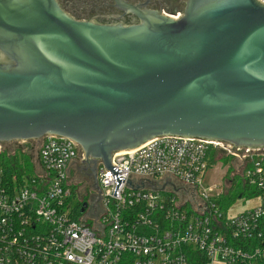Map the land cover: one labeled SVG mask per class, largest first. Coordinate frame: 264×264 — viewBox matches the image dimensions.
I'll return each mask as SVG.
<instances>
[{"label":"water","instance_id":"1","mask_svg":"<svg viewBox=\"0 0 264 264\" xmlns=\"http://www.w3.org/2000/svg\"><path fill=\"white\" fill-rule=\"evenodd\" d=\"M139 22L76 19L59 0H0V145L44 137L81 151L73 181L159 137L264 153V0H184L178 18L116 0ZM134 5V6H133ZM154 182L141 180L136 189ZM132 187V182H129ZM163 190V189H162ZM89 206L84 203L81 213Z\"/></svg>","mask_w":264,"mask_h":264},{"label":"built area","instance_id":"2","mask_svg":"<svg viewBox=\"0 0 264 264\" xmlns=\"http://www.w3.org/2000/svg\"><path fill=\"white\" fill-rule=\"evenodd\" d=\"M230 146L159 137L115 154L116 172L100 163L104 215L84 221L90 206L80 215L72 209L76 143L44 137L40 168L31 158L34 178L8 176L6 165L13 169L36 142L15 144L12 156L0 145V264H264V153ZM223 157L237 166L247 199L259 202L235 217L221 206L225 176L207 181L211 161ZM141 180L159 190L136 189Z\"/></svg>","mask_w":264,"mask_h":264},{"label":"flooded vegetation","instance_id":"3","mask_svg":"<svg viewBox=\"0 0 264 264\" xmlns=\"http://www.w3.org/2000/svg\"><path fill=\"white\" fill-rule=\"evenodd\" d=\"M59 1L71 14V16L76 19L109 23L111 21H115L114 19L118 18L127 24H133L139 22L138 17H136L133 14H126L123 10H121L117 6L116 0H59ZM126 1L141 4L145 0H126ZM183 2L184 0H148L146 3L141 5V7L147 10L157 11L169 15L183 10L184 7ZM99 169H100V164L98 165V172ZM78 181L79 183L80 182L83 183L84 181L87 183V179H80ZM90 185L88 184V187H90Z\"/></svg>","mask_w":264,"mask_h":264},{"label":"rangeland","instance_id":"4","mask_svg":"<svg viewBox=\"0 0 264 264\" xmlns=\"http://www.w3.org/2000/svg\"><path fill=\"white\" fill-rule=\"evenodd\" d=\"M34 142H31V144ZM34 145V144H33ZM32 145V146H33ZM35 146V145H34ZM34 148V147H33ZM35 155L36 153H30L29 154H18L17 158L19 159V161L23 164L20 163L19 165V170L18 171H22L23 173H25L26 178L30 177V178H34L37 175V171H35V169L33 168V166L30 164L31 163V158L34 160L35 159ZM28 159H30V162H26ZM234 169L233 172L231 173V176H234L235 174H239L238 168L235 164H233ZM228 171V165L226 164V166L223 165V162H219L217 165L213 166L209 171H208V182L210 184H217V183H222L224 180V176ZM87 179V178H85ZM78 182V196H77V200L73 199V204H72V209H77L79 205L82 206V204H84L85 201H90V194H95L92 190H91V186L88 187V184L84 181L83 183H79ZM239 187L241 189H243L241 187V185H239ZM89 188V191H88ZM229 188V187H228ZM79 200V201H78ZM258 200L256 199H247V197H243L242 199H237V201H235L233 204H231L230 208L227 210L228 215L230 217H235L247 210H251L253 209L257 204H258Z\"/></svg>","mask_w":264,"mask_h":264},{"label":"trees","instance_id":"5","mask_svg":"<svg viewBox=\"0 0 264 264\" xmlns=\"http://www.w3.org/2000/svg\"><path fill=\"white\" fill-rule=\"evenodd\" d=\"M221 162H223V165L226 166V164L228 165V171L225 175V180L226 182L228 183V186L225 187V195L224 197L222 198L223 201H222V204L221 206L223 208L225 207H228L229 205L233 204L235 201H237V199H242L243 197H247V186L244 185V182L241 178V176L239 174H235L234 176H231V173L233 172V169H234V166L233 164H231V161L229 158H222L220 160ZM27 163L30 162V159L28 161H26ZM13 164H14V168L13 169H10L8 165H6V173L8 176H19L21 175V172L18 171L19 168L18 166L20 165V162L17 160V159H14L13 160ZM32 165V163H30ZM217 164V161L214 160V161H211V165L214 166ZM239 185H241V187L243 189H241L239 187ZM229 187V188H228ZM78 190V187H75L74 188V192L76 193ZM88 191H89V188H88ZM250 197V196H248ZM83 207V204L82 206L79 205L78 208L76 209L77 213H81V208Z\"/></svg>","mask_w":264,"mask_h":264}]
</instances>
